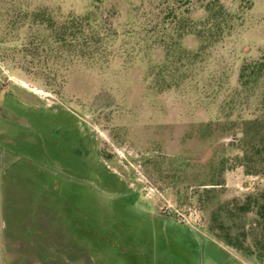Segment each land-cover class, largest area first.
Returning a JSON list of instances; mask_svg holds the SVG:
<instances>
[{"label":"rangeland","instance_id":"obj_1","mask_svg":"<svg viewBox=\"0 0 264 264\" xmlns=\"http://www.w3.org/2000/svg\"><path fill=\"white\" fill-rule=\"evenodd\" d=\"M206 1L0 0V264H264L255 211L238 210L264 188L243 136L260 87L238 82L264 54V0H220L222 38L177 85L154 81L172 13L201 19ZM35 6L90 14L94 52L24 53L37 31L5 19Z\"/></svg>","mask_w":264,"mask_h":264},{"label":"trees","instance_id":"obj_2","mask_svg":"<svg viewBox=\"0 0 264 264\" xmlns=\"http://www.w3.org/2000/svg\"><path fill=\"white\" fill-rule=\"evenodd\" d=\"M204 16L198 20H192L183 12H173V21L166 30L163 37L162 48L164 59L161 64L156 65L154 81L163 88H171L177 85V72L184 67L189 70L190 63L197 60L205 50L217 43L223 34L229 29L232 17L222 5L220 0H209L202 5ZM9 14V13H7ZM5 19V25L27 23L37 31L32 41L24 45V53L47 59L49 56L55 58H73L91 55L97 41L87 33L90 22L94 19L90 14L84 16H67L57 18L44 6H35L32 9H13ZM91 30V29H90ZM186 35H192L198 41L195 50H189L180 43ZM238 82L243 93L253 92L255 87H260L258 94V107L260 115L247 122V129L243 136H249L251 157L264 160V54L259 60L245 61L242 63ZM235 163L226 167V162L220 160L215 167L218 177L227 168H233ZM214 175L210 177L209 188L217 186ZM205 184L200 187L207 190ZM202 192V191H201ZM202 193L198 195L201 203ZM239 212L246 213L254 210L256 221L260 229V235L256 237L255 248L259 251V257L264 260V188L257 193L247 197V200L238 207ZM228 237V231L225 233ZM231 238V237H230ZM228 238L229 240H231Z\"/></svg>","mask_w":264,"mask_h":264}]
</instances>
